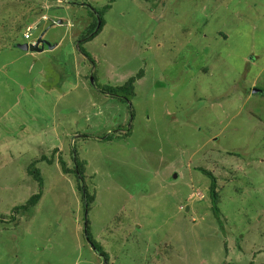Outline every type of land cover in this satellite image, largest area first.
<instances>
[{"label": "rangeland", "instance_id": "374dc122", "mask_svg": "<svg viewBox=\"0 0 264 264\" xmlns=\"http://www.w3.org/2000/svg\"><path fill=\"white\" fill-rule=\"evenodd\" d=\"M82 184L107 264H264V0H0V264H102Z\"/></svg>", "mask_w": 264, "mask_h": 264}, {"label": "trees", "instance_id": "16d2710c", "mask_svg": "<svg viewBox=\"0 0 264 264\" xmlns=\"http://www.w3.org/2000/svg\"><path fill=\"white\" fill-rule=\"evenodd\" d=\"M17 1V0H16ZM158 1V0H157ZM160 1V0H159ZM92 9V8H91ZM92 11H95L94 9H92V10H90L89 11V15L91 16V18L90 19H93V21L94 20H97L96 19V17L95 16H93V14L94 13H92ZM99 16V15H98ZM95 25H96V23H95ZM99 31H100V29H99ZM92 30H88V34L86 35V37H85V41L88 39V40H90L91 39V35H92ZM90 35V36H89ZM77 51H79V53L81 54V55H83V56H85L86 58H88V61L89 62H91V63H93V60L90 58V57H88L87 56V54L85 53V51L83 50V49H78ZM144 77V70L143 69H139L138 70V72L134 75V76H132L131 78H129L128 80H126L125 82H124V84L123 85H121V86H118V87H114V88H110V87H104L103 89H101V87L98 85V88L96 89L99 93H101V94H105V95H108L110 98H115V99H119V100H122L123 102H125L126 104H128V106H129V114H130V116H131V119L133 118V114H134V112H133V110L131 109V104H130V102L132 101V99H133V97L135 96L134 95V83L136 82V81H140L142 78ZM119 93H121V94H125L126 96H123V97H121L120 95H118ZM128 108V107H127ZM129 132H131V127H129V131H128V133ZM126 133H127V131H126ZM127 133V134H128ZM110 137L111 136H108V138L106 137L105 139L107 140H110ZM41 161H45V162H47V163H50V160L49 159H47V158H42V160ZM60 166H61V171H62V174H64V175H67V174H69V172L66 170V168H65V165H64V163L60 160ZM32 166H33V164L27 169V172H28V174H29V176H31L32 177V179H33V181H35L36 182V184H37V187H38V192H37V194H34V195H32L30 198H29V200L25 203V204H23V205H21V206H19V207H14V208H11L10 210L8 209V211H7V214L5 215V214H3V215H1V221H7V224L8 223H11V222H14L15 221V218H16V215L17 214H19L20 215V212H29L30 211V209H32L35 205H36V203L40 200V198H41V191H42V189H43V183H42V180H41V178H40V174H39V172L37 171V170H32ZM77 166H78V173L81 175V177L83 176V173H82V169H81V166H80V164L77 162ZM71 173V172H70ZM72 174L73 175H76V171H73L72 172ZM204 175L206 176V177H208V178H210L209 180H210V186H209V200H210V208H211V213H212V215H213V218L216 220V222L219 224V226L220 227H222V225H221V220H220V217H219V211H218V207H217V205H216V203H217V195H216V180H215V177L214 176H211L212 174L210 173L209 174V172H204ZM76 178H77V175H76ZM77 181V180H76ZM79 193H80V195L82 196V191H81V188H80V186H79ZM86 193V197H85V200H86V202H85V204H84V202H82L83 203V208H84V212H88V210H89V206H90V204H92L93 202H94V197H92L90 194H89V192H85ZM82 199H83V197H82ZM83 201V200H82ZM88 209V210H87ZM10 211V212H9ZM88 224V223H87ZM88 228V227H87ZM90 233V231H89V228L87 229V234H88V239H89V241L93 244V246L98 250V252H100L101 253V249L100 248H98V246H97V244L92 240V237H91V235L89 234ZM225 239H224V241H223V243H222V245H223V251H224V256H226L227 254V252H229V249H228V246H227V244H226V242H227V239H228V237L226 236V237H224ZM259 251L261 250L260 248L258 249ZM261 252V251H260ZM261 255H259L260 256V258H262V256H264V254L263 253H260ZM258 256V257H259ZM103 257L106 259V255H103ZM226 258V257H225ZM259 258V259H260ZM233 264V263H232ZM249 264H253L252 262L251 263H249Z\"/></svg>", "mask_w": 264, "mask_h": 264}, {"label": "water", "instance_id": "95a60500", "mask_svg": "<svg viewBox=\"0 0 264 264\" xmlns=\"http://www.w3.org/2000/svg\"><path fill=\"white\" fill-rule=\"evenodd\" d=\"M82 6H85V4H82ZM97 19V28L95 30L98 31V26L100 25V21H99V16L94 12L92 11ZM96 32V31H95ZM94 34V33H93ZM42 43V45H46V47L48 49H53V47L48 44L47 42H42L41 40L37 41L34 45H27V44H24V45H17V48L21 51H24V52H42L43 51V48H38V46ZM90 83L92 84V86H94V80H93V77L90 76ZM253 94H257V91L253 90ZM75 152L73 151V161L75 163V171H76V175H77V178H78V181L81 182L82 181V178L80 177L79 173H78V170H77V167H76V162H75ZM174 178H176V176H174ZM81 191H82V196H83V202L85 204L86 200H85V190H84V186L83 184L81 185ZM187 209V208H186ZM87 213L85 212V220H84V226H83V235H84V240L88 243L89 247L91 248V250L97 254V256L99 258L102 259V264H107L106 260L103 258V256L96 250V248L93 246V244L89 241L88 239V234H87V227H88V224H87Z\"/></svg>", "mask_w": 264, "mask_h": 264}, {"label": "crops", "instance_id": "0c3cea01", "mask_svg": "<svg viewBox=\"0 0 264 264\" xmlns=\"http://www.w3.org/2000/svg\"><path fill=\"white\" fill-rule=\"evenodd\" d=\"M48 44H50V43H48ZM53 47V46H52ZM56 47V45H54V47H53V49ZM53 49L52 50H50V52L51 51H53ZM22 52H24V51H22ZM44 52V49H43V51L42 52H38L39 54H42ZM27 53V52H26Z\"/></svg>", "mask_w": 264, "mask_h": 264}, {"label": "clouds", "instance_id": "9594fccd", "mask_svg": "<svg viewBox=\"0 0 264 264\" xmlns=\"http://www.w3.org/2000/svg\"><path fill=\"white\" fill-rule=\"evenodd\" d=\"M29 39V37L27 38V40ZM38 41V40H37ZM36 41V42H37ZM27 45H34V44H27ZM35 53H37V52H35ZM92 76V75H91ZM132 77V76H131ZM97 250V249H96ZM98 251V250H97ZM100 253V252H99ZM101 254V253H100ZM103 256V255H102ZM104 258V257H103ZM100 260H102L101 258H99ZM105 259V258H104ZM106 260V259H105Z\"/></svg>", "mask_w": 264, "mask_h": 264}, {"label": "flooded vegetation", "instance_id": "af4514ba", "mask_svg": "<svg viewBox=\"0 0 264 264\" xmlns=\"http://www.w3.org/2000/svg\"><path fill=\"white\" fill-rule=\"evenodd\" d=\"M42 42H47V43H49L48 41H46V39L45 40H42V38L40 39ZM39 41V40H38ZM40 45H42V43L40 44ZM40 47V46H39Z\"/></svg>", "mask_w": 264, "mask_h": 264}]
</instances>
